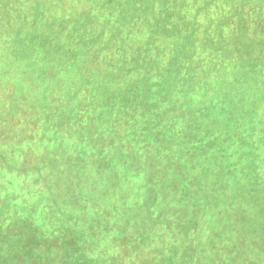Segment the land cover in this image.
<instances>
[{
    "label": "rangeland",
    "instance_id": "rangeland-1",
    "mask_svg": "<svg viewBox=\"0 0 264 264\" xmlns=\"http://www.w3.org/2000/svg\"><path fill=\"white\" fill-rule=\"evenodd\" d=\"M104 1L76 0L70 6L69 1L62 4V0H0V199H6L9 194L6 183L10 179L22 189L35 187L34 194H38L39 188L47 183L51 185V189H45L47 195H40L44 193L42 191L35 196L23 195L24 198L16 201L28 202L30 211L37 204L42 211L41 219L52 225V220L62 215L63 206L59 204H71L70 197L81 191L83 182H77L76 175L68 170V164L78 165L79 156L83 154L90 156L91 160H87L90 164L96 163L103 155L113 161V169L88 171L87 179L91 183L87 184L85 191L94 196V201L78 206L96 208L100 212L101 220L96 221L97 231L102 232L105 227L117 231L124 227L125 233L123 240L115 238L112 244H107L106 252L88 254L95 259L93 264H102L105 259L112 261L113 258V264H264V122L260 121L262 126H248V122L242 119L244 114H241L252 105L254 89L262 93L261 101H264V73L245 71L240 59L234 55L233 42L229 40L236 37L240 43V35L246 40L259 34L253 26L245 29L246 35L240 32L247 24L245 4L264 6V0H158L164 13H170L181 21L177 27L186 31L188 36L166 32L163 37L153 40L155 43L152 45L147 34L136 32L133 41L137 45L130 48H141V51L128 58L133 51L126 47L128 57L125 60L116 46H106L105 40H100L98 46L89 43L82 52L86 38L81 36L76 37L72 44V53L60 51V43L55 45L58 50L52 52L54 48L49 46L51 42L47 43L45 36L49 34L50 26L60 29L61 23L55 19L48 21V15L61 12V7L68 8L67 15L73 14L74 8V24L81 27L90 12L103 15L108 6ZM152 2H147L150 8ZM162 22L160 20L156 28L162 26ZM232 23L233 26H229ZM234 25L240 27L239 33L235 32ZM150 44L153 51L144 53ZM172 45L187 46L195 60L191 61L190 69L175 70L169 75L168 72L163 73L170 66L165 49ZM226 50L227 56L223 57ZM196 60L201 61L197 66ZM206 61L216 62L221 68L206 69ZM224 62L229 64L224 65ZM159 66L165 80L186 81L185 87L178 91L171 86L168 88L173 99L187 102L183 107L176 103L179 106L173 110L183 116L181 121L178 119L172 124L174 133L171 134L176 136L175 142L168 141L166 145L165 140L162 144L156 140L148 149L141 150L135 139L134 143L132 139H126L128 124L114 122L119 117L115 109L111 111L112 116L105 119L106 122L93 118L95 122L86 127H83L81 118L64 117V98L80 89L81 103L78 104L87 105L86 99L99 102L104 95L129 103L133 100L127 93L130 87L138 85L144 88L145 81L157 73ZM160 83L152 87L157 91ZM214 85L219 86L215 89ZM206 86L211 91L208 92ZM105 90L109 92L105 93ZM220 92H228L225 98L231 103L226 106L208 105L207 102L215 95H225ZM50 103L54 115L42 111ZM100 107L111 110L114 105L112 102L107 106L94 105L90 113ZM258 115L262 117L264 113L260 114L258 110ZM189 118L196 122L192 124ZM197 121L203 125V133L207 125L204 134L198 131ZM159 130L160 134L165 131L163 128ZM89 132L95 135L94 143L97 142L98 146V151L93 153L89 151ZM49 138L56 143L43 144V139ZM77 139L83 141L75 145ZM158 147L159 151H156ZM171 147L170 159L166 161L168 166L160 165L161 158L153 156L162 157L160 153ZM223 148V157L218 153H207ZM216 158H221L220 162ZM199 160L200 163L195 164ZM32 161L43 164V170L25 169ZM133 161L138 163L143 176L130 177ZM155 165L156 168L151 170ZM7 166L19 168L10 171ZM16 172L20 173L15 176ZM109 172L118 174L116 184L106 182ZM243 172L251 174L245 176ZM151 177L163 178V182L155 186L157 200L149 201L156 206L157 212L168 213L160 217L162 225L150 226L151 220L146 224L132 222L122 211L126 203L118 202L124 196L137 207L136 203L143 201L147 185H153ZM185 181L188 183H183ZM94 182L103 186L93 185ZM106 185L120 197L112 200L118 208H111L105 218L102 213L108 210L105 203L110 201ZM142 187L143 191H138ZM175 189L177 199L166 206L168 202L161 199L162 192L173 196L176 195ZM95 197L103 202H98ZM52 200H56L55 205L47 207ZM43 206L46 207L43 209ZM78 206H69L72 218L81 217L76 214ZM155 218L153 215L152 219ZM132 229L149 230L155 238L149 236L151 240L145 242L147 245L140 244V240L131 234ZM61 257L60 253L59 261Z\"/></svg>",
    "mask_w": 264,
    "mask_h": 264
},
{
    "label": "trees",
    "instance_id": "trees-1",
    "mask_svg": "<svg viewBox=\"0 0 264 264\" xmlns=\"http://www.w3.org/2000/svg\"><path fill=\"white\" fill-rule=\"evenodd\" d=\"M67 1H69V4L71 6V4L75 3L74 1L76 0H62V4H67ZM148 1H153L151 8L147 5ZM104 4L108 6L103 15L95 12H90L88 14L89 18H87L86 23L81 24V27L74 24L73 16L76 13L74 8L71 11L73 12V14L67 15L66 10L68 8L61 7V12H52L50 15H48V17H50L48 18V21L55 19L56 21H59L61 23L60 29H55L50 26L49 34L45 36V39H47V43H49L50 41L51 44L54 45L53 47L49 43V46L54 48L51 49L53 50L52 52L58 50L55 45L60 43V51L67 54L72 53V44L74 43L76 37L81 36L85 37V42H87V44L85 42L82 44L84 48L82 52H85V48L86 46H89V43L90 45L98 46L100 40H105L104 44L106 46L114 44L118 52L124 56L123 60H125V58L128 57V53L125 49L126 47L133 51L128 58L136 56V54L140 53L141 51V48L135 50L130 48L137 45L133 41L136 38V32L147 34L150 39L149 42H151L152 45L153 43H155V41L153 40H157L158 38L163 37L164 33L166 32H173L177 35L184 34L188 36V33L186 31L177 27L179 26L178 22L181 23V21L177 20V18L173 17L170 13H164L161 6L158 4V0H105ZM96 6L97 8L99 7V5ZM109 7L112 10H110ZM262 7L264 6L247 5V3L244 7V14L245 19L247 20V24L243 29H241L240 33L246 35L247 33H245V29L248 26H253L255 29L259 30V34L257 36H250V38L252 39L245 40L243 38L244 36L240 35V43L235 40L236 37L234 39L229 38L230 43L233 42L232 48L233 52L235 53L234 55L237 57V59H240V63L243 65V69L245 71L246 69L255 72L259 71L261 72V74L264 73V8ZM160 20L163 21L162 26L156 28V25ZM172 22L174 24L170 25ZM193 22L195 23V20ZM229 26H233V23ZM234 27L235 32L239 33L240 27H236V25H234ZM225 29H227L226 31L231 32L230 30H228L229 28L225 27ZM32 30L33 29L30 30V33L32 32ZM204 31L206 33V29ZM151 44L148 45L149 49H146L144 53L147 54L150 52V50L153 51V49L151 48ZM215 46L216 45H214V48ZM128 48L127 50H129ZM47 49L48 47H46V50ZM221 50L223 52L224 48ZM165 52L168 53L170 66L166 67V69L168 70H163V73L168 72L169 75L175 73V70L190 69L191 61L195 60V58L193 59V53L188 51V47L184 45L167 46ZM227 53L228 51L226 50L223 53V57H226ZM200 62L201 61L198 62L196 60V66ZM215 63L216 62L206 61V69H208L209 67L221 68L220 65H216ZM223 64L226 65L229 64V62H224ZM159 69H162V67L159 66V68L157 69V73H154V75H150V77L145 81L144 88H140L138 85H133L130 87L129 92L127 91V93H130V97L133 98V100H128L129 103L121 102L120 99L104 95L101 97L102 100H100L99 102H95L91 99H86L87 105L78 104L81 103L80 97L82 90L80 89L78 91H75L72 96L64 98V108H62V113L64 117L71 116L72 118H81L83 120V127H86L87 124L95 122L93 118H97L101 123H103L102 120L109 119V116H112L111 111L115 109L114 111H118L119 117H117V120H115L114 122L123 124L125 122L128 124L126 129V139H132L133 143L135 139L137 141L136 144L140 146L141 150L148 149V146L156 140H158L160 143L165 140L166 145L168 141L175 142L176 136L171 134L174 133L172 131V124L178 121V119L181 121L183 116L180 112L176 114L173 110L175 106H179L176 105V103H181L180 107H183L182 105L187 104V102L185 100L181 101L179 99H173L168 94V88L171 86L175 88V91H178L180 90V88L185 87L186 81L184 83H182L184 80L174 81V83L173 81L165 80L164 74H161V71ZM113 72H115V68L112 64V74ZM114 75L115 74H113V76ZM157 82L161 83L159 85L160 88L156 91V88L152 86H156ZM219 85L222 84L220 83ZM218 86L214 85V88L216 89ZM206 89L208 90V92L211 91V88L208 86H206ZM104 92L107 93L109 91L105 90ZM183 92L184 91H182L181 93L185 94ZM258 92L259 90H253L254 95H251V100L254 101L253 103H251L252 105L245 111L246 113L241 112V114H244V116H242V119L243 121L248 122V126H252L253 124L254 126L258 127L262 126L260 121L264 122V115L262 117L258 115V110L260 114L264 113V101H261L263 95L262 93ZM220 93L225 95H215L214 99L210 100V102H207L209 103L208 105L226 106L225 104L231 103L227 102L228 99L225 98L228 95V92ZM138 100H140L139 103ZM111 102L114 105V108H112L111 110L100 107L96 109L93 114L90 113V108H92L94 105H97L98 107L107 106L108 104L110 105ZM126 104H128L127 107ZM50 105H52V103H50L47 108H42V111L45 110V114L54 115V108ZM124 108L126 110H124ZM131 109L134 110V112H132ZM128 111L131 112L132 115H128ZM55 113H57V109ZM191 120L192 124L196 122L195 119ZM62 122L65 121L63 120ZM49 125L50 124L48 123V126ZM197 125L198 131L201 134H204L207 131V125H205L204 133L203 125H200L199 123ZM159 128H163L165 131L160 134L161 131L159 130ZM55 133L56 132H54V134ZM87 134H89V138L91 140V147L89 148L90 153L98 151L96 150L98 148L97 142L94 143L93 139V136L95 135L92 132H89ZM120 135L123 134L120 133ZM153 137H155L154 141L152 140ZM171 137L174 138L170 139ZM208 139L211 140L210 138ZM80 141L83 140L77 139L75 145H79ZM57 142L59 143L60 141ZM53 143H56V141L52 140V138H49L48 140L43 139V144L49 145ZM160 143L156 144L159 145ZM242 146H244V144ZM82 148L85 150L84 147ZM206 148L208 147L206 146ZM227 149L229 150V147ZM227 149L225 151H227ZM156 151H159V147L156 149ZM163 151L164 152L160 153L162 157L156 155H154L153 157L161 158L160 165L168 166V163L166 164V161L170 159L169 153L172 151V147ZM211 152L222 155V152H224V148L207 153ZM86 155L83 154L79 156L78 165L68 164L67 166L68 170L76 175L78 180L77 182H83L81 191H78V193L70 197L71 204H59V206H63L61 209L62 215L58 219L52 220V225L41 219L40 215L42 214V211L37 207V204H34V209L30 211L31 207L29 206L28 202L16 201L17 199L24 198L23 195L28 196V194H34L35 187H33L32 190L22 189L18 186H15L12 179H10L6 183V187L10 190V192L6 199H0V264H93V261L95 259L89 257L88 254L92 253L93 251L106 252L107 244H112V241L115 238H118L119 241L124 239V227H121L117 231L110 230L105 227V230L99 232L96 230V228L98 227V225H96V221L101 220L100 212L96 208L78 206V204L80 203L84 205L88 201H94V196L85 191L87 184L91 183V180L87 179L88 171H90L91 169H95L98 171L107 172L111 171L114 166L113 161L107 160L103 155L101 156L100 161L90 164L87 161L91 160L90 156ZM153 157L150 158L153 159ZM202 157L205 158V155H202ZM221 158H216V160H219L220 162ZM201 160L196 161L195 164L200 163ZM43 166V164L35 163L34 161H32L31 165L25 167V169L31 168L33 171H40L43 170ZM156 166L157 165L151 166V170L155 169ZM7 167L10 171H14L19 168L13 167L15 168L13 169L10 166ZM74 167H76L75 171ZM130 171L132 172L130 174L131 178H138L139 175L141 176L143 174L142 172H140V167L135 161L131 162ZM19 173L20 172H16L15 176ZM250 174L251 173L247 172L245 173V176ZM118 177L119 176L117 173L109 172L107 174L106 182L113 181L116 184ZM132 181L129 182L128 186ZM150 182L153 185H147V189L144 193L145 196L142 199L143 201L139 204L136 203L137 207H135L134 203L128 201L124 196H122L121 201L119 200L118 202L126 203V207L122 208V211L126 218H128L129 220L131 218L132 222L146 224L147 221L151 220L150 226L162 225L159 219L160 217L167 216L168 213L166 211L157 212L156 206H154L149 201L157 200L158 192L155 186L160 182H163V178L157 179L151 177ZM183 183L188 182L185 181ZM93 185L103 186V184H101L100 182H94ZM106 186L108 189L106 194L110 201L109 203H105L106 205H108V210L102 213V216L105 218L107 217V215H109L111 208H118L117 203L113 204L112 200L115 201L116 197H120V195L114 192L113 188L109 187L108 185ZM46 187L51 189V185L44 183L42 189L39 188L38 194L44 191V193L40 195H47L45 191ZM24 191H26V193L23 194ZM138 191H143V187ZM15 192L17 194V198H15ZM102 192L104 193V191ZM175 193L176 195L174 194L172 196V194L170 195L165 192L163 194L162 192L161 199H164L165 202H168L166 206L171 205L173 201L177 199L176 189ZM38 194H34V196ZM112 196L115 197L112 198ZM95 199L98 200V202H103L101 199L99 200L98 197H95ZM55 203L56 200H52L47 205V207L55 205ZM69 206H78L76 214H80L81 217L77 219L72 218L73 213L70 214ZM45 207L46 206H43V209ZM26 210L29 211L26 212ZM118 214L123 215L122 213ZM153 215H156L155 219H152ZM49 222L51 223V219L49 220ZM131 234H133V236L137 240H140V244H145V242L151 240L150 237H154L149 230L143 231L132 229ZM131 244H134V242ZM50 249L54 250L50 251ZM59 252L62 256L61 261L58 260L60 255ZM111 260L112 261H110L109 259H105L102 264H113L112 262H114V258ZM148 264L154 263L151 262Z\"/></svg>",
    "mask_w": 264,
    "mask_h": 264
}]
</instances>
